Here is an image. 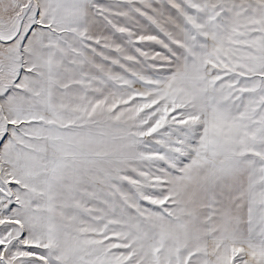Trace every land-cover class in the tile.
<instances>
[{"label": "snow or ice", "instance_id": "snow-or-ice-1", "mask_svg": "<svg viewBox=\"0 0 264 264\" xmlns=\"http://www.w3.org/2000/svg\"><path fill=\"white\" fill-rule=\"evenodd\" d=\"M0 264H264V0H0Z\"/></svg>", "mask_w": 264, "mask_h": 264}]
</instances>
